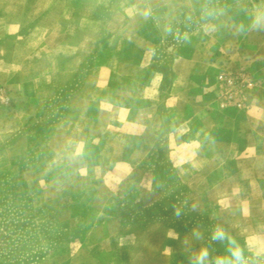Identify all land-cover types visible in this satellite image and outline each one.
Listing matches in <instances>:
<instances>
[{"label":"rangeland","instance_id":"rangeland-1","mask_svg":"<svg viewBox=\"0 0 264 264\" xmlns=\"http://www.w3.org/2000/svg\"><path fill=\"white\" fill-rule=\"evenodd\" d=\"M260 2L146 0L144 28L120 18L115 35L102 30L80 56L58 53L76 39L49 53L44 32L27 37L29 26L0 40V264H73L86 208L111 222L133 205L138 224L155 222L128 240L139 258L165 247V258L187 264L183 240L199 248L193 228L207 242L217 223L246 254L264 244L263 216L241 205L254 184H239L236 168L218 164L245 115L264 105V32L236 29L240 9ZM209 6L224 15L207 20ZM222 73L235 84H222ZM216 170L225 177L212 182Z\"/></svg>","mask_w":264,"mask_h":264},{"label":"crops","instance_id":"crops-1","mask_svg":"<svg viewBox=\"0 0 264 264\" xmlns=\"http://www.w3.org/2000/svg\"><path fill=\"white\" fill-rule=\"evenodd\" d=\"M87 1L0 0V40L9 35L18 34L29 26L28 36L24 35V37H31L35 32H44L46 45L44 46L49 49V53L61 49L65 40L76 39L77 44L74 47L64 46L58 53L80 56L87 53L85 50L87 41L97 38L102 30L111 36L115 35L118 30L117 22L120 18V21L124 22L122 25L134 22L138 26L141 25L139 29L149 23V19L140 18L144 17L145 8L149 6V4H145L146 0ZM23 3L24 9L18 11L20 9L18 5ZM91 5H93V17L87 16L86 13L87 8L92 9ZM37 8H39L40 14L36 18V14L32 15L31 12ZM128 9H133L134 12L127 15ZM29 16H33V18L30 20ZM58 39L63 40L59 41ZM50 41H57L54 43L55 48L50 46ZM244 118L241 130H236L235 141L229 140L230 143H224L223 146L227 154L222 155L218 164L221 170L236 168L239 184H254L251 194L240 195V199L246 196L249 199L248 202L245 204L242 202L241 205L244 213H259L263 216L262 220L264 221V105L255 108ZM247 136L253 140L248 139ZM179 146L182 148L183 145ZM193 161L192 159L190 162L182 161L181 164L187 168L193 165ZM221 173L219 170L213 171L209 176L211 181L213 182L215 178L219 179L221 175L225 177V174ZM226 195V193L223 194V197ZM152 205L149 203L143 208L149 209ZM103 214V210L85 209L86 218L89 220L87 235L83 240L75 244L72 243L78 246L77 253L73 255L75 258L73 264H164L165 262L176 264L177 257L171 256L168 259L164 257L165 247L153 256L143 249L145 252L143 258H139L133 253L135 250L131 248L128 240L136 239L142 230L149 231L151 227L155 226V222L149 223L147 220H144L143 224H138L136 217L138 211L133 205L121 209L119 221H104L101 218ZM252 220L257 221L255 218ZM139 225H141L140 230ZM244 241L247 240L244 239ZM172 244V249H174L176 243Z\"/></svg>","mask_w":264,"mask_h":264},{"label":"clouds","instance_id":"clouds-1","mask_svg":"<svg viewBox=\"0 0 264 264\" xmlns=\"http://www.w3.org/2000/svg\"><path fill=\"white\" fill-rule=\"evenodd\" d=\"M223 7H205L202 15L209 21L216 20L219 16L224 15ZM243 19L236 21V29L239 34L247 35L249 32H264V0L251 8L243 7L240 9ZM187 41L189 37L185 36ZM174 215L179 218L184 214V209L173 205ZM192 210H196L195 207ZM190 236L193 241L199 242L200 247H193L187 238L182 244L187 251V264H264V244L248 248L246 254L245 248L239 241L230 234V232L220 223L212 227L210 236L205 242V235L199 227L193 228ZM212 243H221L225 245L224 253L213 254L210 247Z\"/></svg>","mask_w":264,"mask_h":264},{"label":"built area","instance_id":"built-area-1","mask_svg":"<svg viewBox=\"0 0 264 264\" xmlns=\"http://www.w3.org/2000/svg\"><path fill=\"white\" fill-rule=\"evenodd\" d=\"M243 77H245V76H243ZM218 80L226 86H232L235 84V78H233L230 75L223 74V73L218 76ZM243 83L245 86L250 87V88H252V86H253V84L249 81L248 78H244ZM230 99H232V97H230ZM235 105L237 106V108L242 107L241 102H235Z\"/></svg>","mask_w":264,"mask_h":264}]
</instances>
